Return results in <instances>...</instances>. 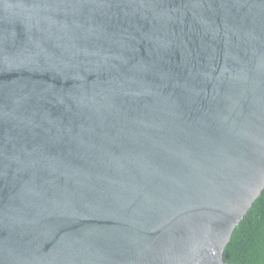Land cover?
<instances>
[{
  "label": "water",
  "instance_id": "obj_1",
  "mask_svg": "<svg viewBox=\"0 0 264 264\" xmlns=\"http://www.w3.org/2000/svg\"><path fill=\"white\" fill-rule=\"evenodd\" d=\"M264 189V0H0V264H234Z\"/></svg>",
  "mask_w": 264,
  "mask_h": 264
},
{
  "label": "trees",
  "instance_id": "obj_2",
  "mask_svg": "<svg viewBox=\"0 0 264 264\" xmlns=\"http://www.w3.org/2000/svg\"><path fill=\"white\" fill-rule=\"evenodd\" d=\"M224 254L234 264H264V189L235 227Z\"/></svg>",
  "mask_w": 264,
  "mask_h": 264
}]
</instances>
